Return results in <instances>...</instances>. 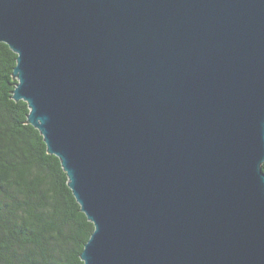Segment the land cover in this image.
Segmentation results:
<instances>
[{"label":"water","instance_id":"water-1","mask_svg":"<svg viewBox=\"0 0 264 264\" xmlns=\"http://www.w3.org/2000/svg\"><path fill=\"white\" fill-rule=\"evenodd\" d=\"M0 43L83 264H264V0H0Z\"/></svg>","mask_w":264,"mask_h":264},{"label":"trees","instance_id":"trees-1","mask_svg":"<svg viewBox=\"0 0 264 264\" xmlns=\"http://www.w3.org/2000/svg\"><path fill=\"white\" fill-rule=\"evenodd\" d=\"M16 64L0 43V264H83L94 225L60 160L28 124L27 103L13 99Z\"/></svg>","mask_w":264,"mask_h":264}]
</instances>
